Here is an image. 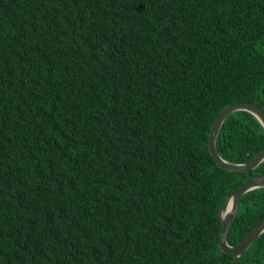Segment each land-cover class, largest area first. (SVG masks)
<instances>
[{
	"label": "trees",
	"instance_id": "trees-1",
	"mask_svg": "<svg viewBox=\"0 0 264 264\" xmlns=\"http://www.w3.org/2000/svg\"><path fill=\"white\" fill-rule=\"evenodd\" d=\"M238 100L264 110V0H0V264H264V229L218 243L264 173L208 150ZM216 147L245 160L264 129L234 109ZM263 214L245 190L228 242Z\"/></svg>",
	"mask_w": 264,
	"mask_h": 264
},
{
	"label": "water",
	"instance_id": "water-1",
	"mask_svg": "<svg viewBox=\"0 0 264 264\" xmlns=\"http://www.w3.org/2000/svg\"><path fill=\"white\" fill-rule=\"evenodd\" d=\"M239 108L246 109L251 112L264 129V110L254 101H231L219 108L209 125L207 134V147L215 163L227 170H247L254 167L260 160L264 158V147L258 149L249 158L242 161L228 160L224 158L217 150L216 134L221 122L230 111ZM261 185H264V173L246 177L237 183L219 202L217 213L221 222V231L218 237V243L219 247L223 251L232 252L234 256L241 255L250 241L264 229L263 214L261 218L253 226H251L250 229H248L240 239L234 243H229L227 240L230 225L238 208L239 196L245 190Z\"/></svg>",
	"mask_w": 264,
	"mask_h": 264
},
{
	"label": "flooded vegetation",
	"instance_id": "flooded-vegetation-1",
	"mask_svg": "<svg viewBox=\"0 0 264 264\" xmlns=\"http://www.w3.org/2000/svg\"><path fill=\"white\" fill-rule=\"evenodd\" d=\"M253 175H256V174H253ZM250 176H252V175H250ZM247 177H249V176H247ZM244 178H246V177H244ZM244 178H243V179H244Z\"/></svg>",
	"mask_w": 264,
	"mask_h": 264
}]
</instances>
